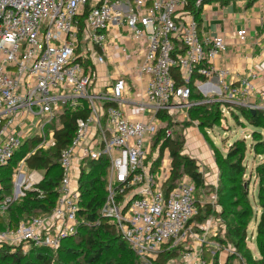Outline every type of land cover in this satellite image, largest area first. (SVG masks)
Segmentation results:
<instances>
[{
    "label": "built area",
    "instance_id": "1",
    "mask_svg": "<svg viewBox=\"0 0 264 264\" xmlns=\"http://www.w3.org/2000/svg\"><path fill=\"white\" fill-rule=\"evenodd\" d=\"M189 1L0 0V167L8 165L26 141L36 140L14 170L13 193L0 204V214L37 190L44 174L28 167L27 159L55 143L60 115L66 110L86 112L76 119L75 134L60 154L62 177L53 208L16 226H0V249L20 246L26 251L35 246L56 251L64 239L76 236L85 223L79 218L83 163L100 159L108 162L107 197L100 215L115 226L142 264H159L164 250L186 247L191 239L208 243L212 219L195 223L204 201L196 198L187 175L167 190L170 153L165 150L157 163L160 145L155 146V136L165 125L164 115L180 113V120L186 113L189 119V109L200 103L220 100L264 110V90L256 88L255 74L237 84L224 81L228 71L215 67L213 59L225 52L226 40L201 35ZM205 1L196 0V6L203 7ZM113 34L122 44L115 49L132 64L114 72L110 84L102 83V91L96 90L93 66L106 64ZM237 34L243 40L246 30ZM127 42L136 47L144 42L145 48L132 53ZM214 75L223 84L222 96L191 101L189 81ZM178 79L182 84L177 85ZM254 94L259 101L251 98ZM170 135L167 129L166 137ZM207 202L220 210L217 193ZM214 244L218 250L235 251ZM186 249L179 264H213L202 251Z\"/></svg>",
    "mask_w": 264,
    "mask_h": 264
},
{
    "label": "trees",
    "instance_id": "2",
    "mask_svg": "<svg viewBox=\"0 0 264 264\" xmlns=\"http://www.w3.org/2000/svg\"><path fill=\"white\" fill-rule=\"evenodd\" d=\"M195 2L196 0H190L188 8L199 24L202 7L196 6ZM90 8L91 5L88 4L86 11H89ZM196 78L197 76L193 77L188 83L191 88L190 100L194 102L204 100V97L196 90L194 84ZM181 82L178 79L177 85L182 84ZM221 104V102L196 104L189 109L188 113L192 120L197 121L200 127L205 130V128L214 126L219 122ZM236 107L239 108L241 115L255 130H264V110L258 109L253 113L247 107ZM85 116L86 112L84 111L71 110H66L60 115L62 126L55 131V143L27 159L28 167L44 174L43 180L36 186L37 190L30 191L25 197L14 201L8 207L5 211L8 212V216L5 217L0 214L1 227L16 226L22 220H28L33 216L47 214L51 211L58 196L57 188L62 177V169L59 163L60 154L70 144L75 134L76 119ZM163 118L165 125L155 136V146L160 145V158L157 163L161 161L165 150L170 153L171 171L170 179L166 184L167 190L177 185L184 175L191 178L196 188L202 187L204 177L199 171L196 159L183 153L186 140L182 136L166 137V130L171 127L173 122L170 116L164 115ZM185 125L189 126L190 123ZM35 142L36 140L26 141L10 163L0 167V204L12 195L14 170L29 151L30 145L35 144ZM246 148L245 141L238 140L229 147L225 157L221 155L218 148H214L215 160L221 173L217 190L220 210H214L223 221L222 227L225 237L220 241L235 249L231 253L233 259H239L241 264H264V164L259 167L261 187L258 195L261 213L256 223L255 236L259 258H255L247 244L248 221L246 220L251 215L253 207L248 199V190L239 182V184L237 183L238 176L244 173L242 162L245 158ZM256 148L254 146L253 149ZM107 164L106 159L88 160L83 163L79 179L81 192L79 218L85 223L80 226L76 236L64 239L56 251L46 247L31 246L27 257L20 254V246L15 248V250L19 249L18 252L12 253H4L3 249H0V260L2 261L0 264H142L115 226L100 215L107 197ZM203 209H200V214L195 220L204 222L210 215L215 214L208 205H206L205 210ZM202 210L205 214L201 213ZM254 218L256 219V215ZM54 252L62 255L58 263L53 262ZM177 252L175 250L173 253H163L162 257L167 254L165 260L168 257L173 258ZM204 255L208 261L214 260L213 264H219L217 252L215 254L204 253ZM242 258H246V261L242 262Z\"/></svg>",
    "mask_w": 264,
    "mask_h": 264
},
{
    "label": "crops",
    "instance_id": "3",
    "mask_svg": "<svg viewBox=\"0 0 264 264\" xmlns=\"http://www.w3.org/2000/svg\"><path fill=\"white\" fill-rule=\"evenodd\" d=\"M199 29L201 35H221L226 40V50L222 54H219L213 59V65L220 69L228 71L224 81L230 84H237L239 80L250 79L255 74L256 78L254 83L258 90H264V0H212L206 3L199 15ZM241 29L246 30L245 38L242 40L237 32ZM130 47L132 53L137 50H144L145 45L143 43L136 47L130 42L126 43ZM122 44L117 39L116 35H111V41L109 42V55L105 65L97 64L93 66V70L97 74L96 90L102 91L103 85L110 84L114 77V72L127 68L132 63H125L123 55L118 49ZM132 53L129 54L132 56ZM136 53V52H135ZM141 54H138L140 57ZM137 57V58H138ZM196 90L204 97L205 100L215 99L222 95V82L214 75L212 78H196L195 79ZM257 95H253L251 98L259 101ZM195 128H187L185 134L186 147L189 151L187 153L197 160L199 165V171L204 174L205 183L215 186L217 182L216 174H211L215 171L213 164V157H209L207 149L205 148L203 136L197 134ZM208 168H210L208 170ZM205 171L209 176L206 178ZM207 174V175H208ZM208 180V181H207ZM209 218V217H208ZM212 219V220H211ZM212 223V231L207 235L206 244L202 245L198 241L191 239L188 241V246H179L173 249H179L185 251L188 249H197L202 251V255L205 259L204 253L215 254L217 252L219 264H224L227 252L218 250L215 248L214 243L220 242V236L225 237L224 228L222 227L223 221L220 218L210 217L204 222L195 220L196 224L205 223L207 221ZM217 220V221H216ZM221 220V221H219ZM222 234L218 236L217 233ZM199 235H203V231L199 227H195ZM248 243V242H247ZM226 245L222 243V246ZM231 246V245H227ZM253 252V251H252ZM259 253V252H258ZM255 258H259V254L253 253ZM182 258V255L180 256ZM177 258L172 259L175 263ZM171 261V262H172ZM170 262V263H171ZM230 264H237L230 262Z\"/></svg>",
    "mask_w": 264,
    "mask_h": 264
},
{
    "label": "rangeland",
    "instance_id": "4",
    "mask_svg": "<svg viewBox=\"0 0 264 264\" xmlns=\"http://www.w3.org/2000/svg\"><path fill=\"white\" fill-rule=\"evenodd\" d=\"M212 0H207L205 1L204 5ZM144 44V42H143ZM210 102H221L220 100L217 101H210ZM227 104H221V110L219 112V122L215 124L214 126L207 127L205 130L200 127L197 121L192 120L190 117V114L188 113L189 119L186 117V113H183L181 116V119L178 120L180 113L175 114L172 116V124L171 127L169 128L171 131L170 137H177V136H182L184 140H186L185 132L187 128H195L194 130L197 131V134L200 136H203V141L205 148L207 149L209 157H213L214 161L213 164L215 171H212L211 174H216L217 176V185L212 186L209 185L208 183H205L204 179V185L200 188L194 189V193L196 195V198H200L204 201V204H202L201 209L205 210L206 205L210 206L215 214H212L209 216L210 217H215L219 218L217 215V212L214 210L213 206L211 203L207 202V200L210 198L212 193H217L218 187H219V179L221 176L220 169L218 166V163L215 160L214 156V148H218L221 155L224 157L227 156L229 147L236 141L238 140H243L246 143V153H245V158L242 162V166L244 167V173L240 176H238V181L241 185L244 186L245 189L248 190V199L250 202V205H252V213L251 215L246 219L248 221V226H247V234H248V239H247V244L248 247L258 255V250L255 242V236H256V223L257 220L259 219L260 213H261V208H260V202H259V190H260V180H259V167L264 164V130L263 129H256L250 125L244 117L241 115V112L238 107L234 105H228ZM224 113H223V112ZM191 118V119H190ZM59 123V116H57V119L55 121V125ZM186 123H190L189 126H186ZM257 131V132H255ZM186 144V142H185ZM185 147L183 148V153L190 156L187 151H189L188 147L184 145ZM254 146H256L257 150L253 149ZM191 153V150L189 151ZM191 157V156H190ZM197 161V160H196ZM210 168H208L209 170ZM208 174V172L205 171V174ZM206 178L211 176V174L207 175ZM204 175V174H202ZM221 183V181H220ZM238 183V184H239ZM247 185V186H246ZM202 214H205V212ZM2 215L5 217L8 216V212H3ZM256 215V219L254 216ZM208 218V219H209ZM221 231V230H220ZM222 234V231L217 233L216 236L219 237V235ZM222 235L220 236V239H223ZM222 242V241H220ZM223 243V242H222ZM175 250L178 252L175 254V257L169 258L165 260V257L168 253H173ZM19 249H11L9 247L4 248L3 252L4 253H12V252H18ZM168 252V253H167ZM29 253V250H24L22 247L20 249V254L26 255ZM163 253H167L165 256L162 257ZM161 254L159 264H169L171 259L177 258L174 264H179L181 262L180 256L183 254L182 251L179 249H170V250H164ZM53 262H60V259L62 258V255L58 252H54L53 254ZM239 257V256H238ZM240 258V257H239ZM212 263H214V260H210ZM235 262L237 264H241V261L237 258L233 259V254L227 253L226 254V259L224 264H230V262ZM246 261V258H242V262ZM2 261L0 260V263ZM219 263V261H218Z\"/></svg>",
    "mask_w": 264,
    "mask_h": 264
},
{
    "label": "water",
    "instance_id": "5",
    "mask_svg": "<svg viewBox=\"0 0 264 264\" xmlns=\"http://www.w3.org/2000/svg\"><path fill=\"white\" fill-rule=\"evenodd\" d=\"M252 112L254 113L255 112V110H252ZM247 186V185H246Z\"/></svg>",
    "mask_w": 264,
    "mask_h": 264
}]
</instances>
